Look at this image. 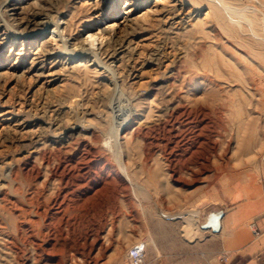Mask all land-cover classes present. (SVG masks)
Instances as JSON below:
<instances>
[{"label":"rangeland","instance_id":"374dc122","mask_svg":"<svg viewBox=\"0 0 264 264\" xmlns=\"http://www.w3.org/2000/svg\"><path fill=\"white\" fill-rule=\"evenodd\" d=\"M4 1L0 0V264H128L126 252L139 241L146 244L143 264H227L231 254L221 247L225 216L242 204H264V9L255 3L259 11L254 15L257 22L253 28L246 22L227 23L226 32L212 19L206 1L193 5V0H187L175 7L173 34H158L155 28L143 31L138 26L126 35L123 48L117 47L116 61L105 59L113 72L96 67L90 56H76L70 63L61 44L84 42L91 51H105L113 35L105 33L103 43L96 42L93 47L83 40L89 33L115 29L130 10L128 18H140L152 10L169 7V0H120L115 18L112 8L108 9L110 18L101 16L99 9L107 5L96 8L97 0H15L16 16L3 6ZM232 4L239 8L250 5L247 0H232ZM37 11L45 14V20L62 26L68 22L71 26L70 33L63 31V40L56 30L47 29L45 39L52 40L51 53L56 56L43 62L40 72L31 68V59L43 40L30 45L20 37L13 39L11 33L5 35L3 30H16L14 24L18 21L13 17L29 19ZM77 64L88 66L87 71ZM29 78L32 80L28 83ZM74 95H79L81 109L86 111L79 120L89 122L106 136L114 135L118 128L119 121L112 112L116 98L123 109L136 110L126 131H132L133 137L127 135L121 141L128 143L117 154L118 159L107 153L101 142L92 145L96 153L89 155L88 162L101 158V154L119 174V162L125 163L147 195L136 197L128 190L126 199L133 203L131 214L123 209L128 217L116 216L109 227V216L100 219L102 225L95 222L96 242L88 227L80 226L73 232L56 224L48 234L42 231L49 238L38 241L39 249L45 252L33 253L28 240L17 232L24 216L37 220L32 209L49 212L65 194L82 205L85 198L97 192L96 200L87 204L95 221L98 215L93 214L101 210L102 201L114 196L115 204L120 206L122 199L112 184L113 171L106 177L109 185L101 188L104 186L99 182L96 192H87L79 181V186L62 184L60 192L56 182L46 179L44 168L34 163L41 146L29 143L27 135L35 122L26 116H43L61 123L67 118L69 97ZM22 102L25 110L30 104L32 112L8 124L4 112L10 111V106L18 109ZM199 121L206 124V129L197 127ZM17 123L22 125L18 127ZM9 125L17 131L8 129ZM75 138L68 142L59 139V146H54H61L67 155L84 152L78 147L82 138ZM110 139L113 143L114 138ZM50 145L51 141L46 143V147ZM180 156L192 160L182 163ZM24 161L39 167L38 177L30 182L18 178L9 185L5 181L12 176L9 170ZM90 171L97 172L94 168ZM22 209L24 216H20ZM163 212L188 214V226L184 227L178 218H167ZM41 229L34 228L36 232ZM115 248L121 250L116 261L111 258Z\"/></svg>","mask_w":264,"mask_h":264},{"label":"bare ground","instance_id":"6f19581e","mask_svg":"<svg viewBox=\"0 0 264 264\" xmlns=\"http://www.w3.org/2000/svg\"><path fill=\"white\" fill-rule=\"evenodd\" d=\"M131 1L133 0H126V2H131ZM185 1L187 0H169L168 3H170V6L165 9L163 8V9L152 10V8L154 7L152 6L150 7V10H152L151 13H146L140 18H132V19L128 18L131 13V10H130L126 13L127 17H125L123 21L119 25H117L115 29L113 27H110L109 29L102 30V32L100 33H89L87 36V39L83 40V41H88L89 46L93 47L96 42H98V44L103 43L102 40H103L105 33L109 35H113L112 37L113 42L110 44V39H109V44H106L105 51H102V52L101 51H98V52L91 51L86 48V44H83L84 42L80 43V45H74V44L68 45L67 41H64L61 44L62 45L61 51L63 52L65 51L64 53H66V55L69 56L70 63L74 62L73 59L76 56L83 57V58L90 56L93 58V63L96 67L100 66L106 71L111 70L114 72V68L112 69L105 59L109 58V59H113L112 61H116V57L119 54L117 53V47L118 49L123 48L124 46L123 43L126 41L125 40L126 35H130L134 33L138 26L140 30H143V31L155 28L157 30V33L159 32L158 34H167V35L173 34L174 29H175L174 27L175 19L177 18L176 16L177 9L175 7L182 5ZM203 1H206L208 3V9L211 11L212 19L217 23V25L222 30L226 32L229 29V26L227 25V23L229 24L237 23L239 25L241 22H246L247 24L251 26L250 28H253V24L257 22L256 17L254 15L255 13L259 11L255 3H257L260 7L264 9V0H247V3L249 2L250 5L241 6L240 8L237 6L234 7L233 6L234 3L232 4V0L231 2L230 0H203ZM119 2L120 0H110L108 2L106 0H97L94 2V6L96 8H100V7L104 8V6L107 5V7L104 10L99 9L100 11H102L100 13L101 16L107 15V18H110V16H108V9L112 8L114 11L112 18H115L118 16L117 8L119 7ZM200 3H201L200 0H193L192 2L193 5H197ZM3 6H5V8L11 11L12 15L14 14L16 16V12L18 8L16 7L15 0H5L3 2ZM157 13L159 15H157ZM152 14H155V16L157 17L152 18L153 17ZM43 15L45 14H43L41 11H37L32 16H30L29 19L19 18L17 20L16 17H13L15 21H18L14 24V26L16 27L15 28L16 30H11V28L9 27L3 28V30H5L6 32L4 33L5 35H7V33H11V35L13 36V39L20 37L22 38V42L27 40L30 45H36V40L38 41L40 38L43 40V42L39 44V46L36 47V50L32 52L34 57L31 59V68L33 69L37 68L35 72H40L44 68L43 62H45L48 58H50L51 56L53 57L56 56V53H53V54L51 53V46H53L51 44L52 40L45 39V37L48 36V33L46 32L47 29L52 28L53 30H56L58 32V37L61 39L62 38L64 39L65 37V35L62 34L63 31L65 32L69 31L70 33V30H71V26L70 24H68V22H63L64 26H62L59 22H55L53 20L48 21V20L43 19L44 17ZM261 19L263 22L262 28L264 30V14H262ZM202 25H204V23H202ZM60 29L61 31L59 33ZM51 38L54 39L55 36L52 35ZM112 38H111V41H112ZM20 50H22V48ZM250 50L252 51V49ZM28 51L31 52L30 49ZM19 54L21 53L18 52L17 55ZM37 65H40V66L37 67ZM77 66L78 67L83 66V69L85 71H87L88 69L87 68L88 66H85L84 64H77ZM42 74H43L42 72L37 74V77L41 76ZM47 75H49V73ZM27 80L29 83L32 79L29 78ZM197 88L198 87H196V89ZM79 95H74V96L69 97L70 100L68 102L69 107H68V112H67V118L65 119V121L61 120V123H59L60 121L58 122L56 121V123H54L51 120H47L43 116H37V115H32V114L29 116L28 115L26 116V117H29L27 119H31L33 122H35L34 129L31 130V132L28 133L27 135V137L29 138V143H33L34 145L41 146L40 148L38 147V152L36 154L37 157L35 156L36 157L34 159L35 162L34 161L33 162L34 163L38 162L39 166L44 168L46 179L48 181L56 182L58 186L57 188L60 192L63 190V187L61 186L62 184L65 187L73 186V184L79 186L80 183L78 184V181L82 182L81 187H84L87 192L88 191L96 192L97 191L96 188L99 186L98 184L99 182L103 184L102 185L100 183V185L104 186L101 188H105V186L109 185V183H107L108 179L106 177H108V175L110 174V172L113 171V169L111 168V165L109 164L108 160L104 156L99 154L101 158L99 159L93 158L95 160L88 162L89 155L92 156L94 153H96L92 145L100 144L101 142L102 143L104 142L107 147L105 151L111 154L116 159H118L117 154L119 153L120 150H123V148H125L126 144L128 143V141H123V143L121 141L124 140V138H126L127 135H129V137L133 135L132 131L131 132H126V131L128 130V124L131 120V116L135 115L136 110L135 111L132 109L127 110L126 108L123 109L120 106L119 97L116 98L115 100L116 102H114L113 108H112L113 109L112 112L115 114V117L119 121L117 125L118 128L117 130L115 129L116 132H114L115 133L114 135H107L108 136L107 137L103 131L94 129L95 127H93L89 122L82 120L83 115L86 113V111L81 109L83 104H80L81 101H80ZM186 96L187 98L189 97V92H186ZM24 104L25 102L20 103L18 106V109L14 108L13 106H10L11 108L10 111L4 112V115L7 116L4 118V120L10 121L8 122V124H11L12 122H18L19 119H17L16 117H18L19 115L25 116L26 114H28V112H32L30 111L31 105L29 104V107H30L29 110H25ZM148 110H151V109H148ZM80 118L82 119L79 120ZM20 125L22 124L17 123L16 126L20 127ZM9 127L10 125L7 128L12 129ZM197 127H202V129H206V124L204 125L203 121H199V125ZM13 130L17 131L14 128L12 129V131ZM123 133L125 134L121 136V134ZM77 136L80 139L82 138L80 141L82 145L79 144L78 147L80 148L82 147L84 152H81V153L77 152V153H73L72 155H67V154H63L60 148L61 146L57 147L59 146L57 144L59 139L62 140V142H65V141L68 142V140L76 139L75 137ZM110 138H114L113 143L110 141L111 140ZM49 141H51L52 145H50V147H46V143ZM54 144L55 145L57 144V146H54ZM191 160H192L191 157L188 159H185L183 158V156H180V161L182 163L189 162ZM34 163L29 164L24 161V163L21 166L20 165L16 167L14 166L8 172L9 175H12V176L11 177L7 176V179H5V181L9 185H12L11 182H15L18 178L24 180L25 182H30V180L37 178L40 173V170H39V167L35 165ZM199 166H200L199 169L203 168V163L200 164ZM93 168L95 169V171H97L96 173H92L90 171ZM194 168L196 169V166ZM118 169L120 170L121 174L113 171L112 184H113V187L115 188V191L120 192L122 195L121 202L119 203L120 206L117 205L118 202L115 204V202L117 201V198L115 199L114 196L110 198H106L104 201L101 202V206H100L101 210L97 211L96 214L95 213L93 214L94 216L98 215L96 216L97 220L95 221L91 219L92 214L89 212L87 208L88 207L87 204H89L88 202H93L94 200H96L97 192L93 196H90V197L86 196L87 198L83 200L82 205L78 204L79 202L78 199H74L70 197L71 195L65 194L62 196V199L60 202L59 201L56 203L54 202L55 206L49 212H46L45 209L41 211L39 208L36 207L35 210L32 209L33 211L32 210L30 211L33 214V216L37 219L35 221L24 218L25 210L24 209L20 210L21 211L20 216H24L23 217L24 221L21 222V224L19 225L20 227L17 230V232L22 235L21 236L22 238L24 237L25 239L28 240V243L32 248L31 252L33 253L45 252L44 249H39L40 244L38 243V241L43 242L45 241L44 238H49V235L47 236L45 235L46 237H44L42 231L46 230L45 234H48L50 230L52 231L53 227L56 224H62L68 231H73V232L76 229L80 228V226H82L83 228L88 227L87 230L92 229L90 232H92L91 234H92L93 239L97 240L98 231H97V228L94 227L95 225H93L95 224V222L98 221V224L102 225V220L100 219L103 217L109 216L107 220V224L109 227L113 225L114 221H116V216H118L119 219L128 217L127 214L124 212V210H127V211L129 210V213L131 214V208H133V203L130 200L126 199L127 191L128 190L132 191V193L136 197H141V196L144 197L145 195H147L146 194L147 191H146V188L138 184L137 180L130 174V172L126 170L125 163L119 162ZM100 175L102 176L104 175V176L102 177ZM34 194H36V196L39 195L38 190L35 189ZM163 215L171 220L175 218L180 219L182 223L184 224V227H187L189 224L190 217L188 214L184 215V214L179 213L178 215H174L173 213H170V212H163ZM130 216H133V215H129V217ZM119 219H118V222H119ZM37 226L42 228L41 231L36 232L34 230V228ZM120 226H122V224ZM86 236L87 235L84 234V237H85L84 239H86ZM105 243L106 242H104V244ZM139 243H144V241L143 242L139 241ZM120 251H121L120 248L114 249L113 254L111 256L112 260L116 261L119 258L121 254Z\"/></svg>","mask_w":264,"mask_h":264},{"label":"crops","instance_id":"0c3cea01","mask_svg":"<svg viewBox=\"0 0 264 264\" xmlns=\"http://www.w3.org/2000/svg\"><path fill=\"white\" fill-rule=\"evenodd\" d=\"M224 222L221 247L231 254L227 264H264V204L237 206Z\"/></svg>","mask_w":264,"mask_h":264},{"label":"built area","instance_id":"2783aa9c","mask_svg":"<svg viewBox=\"0 0 264 264\" xmlns=\"http://www.w3.org/2000/svg\"><path fill=\"white\" fill-rule=\"evenodd\" d=\"M145 252H146V244L139 243V242L135 243L126 252L127 263L128 264H143V261L145 258Z\"/></svg>","mask_w":264,"mask_h":264}]
</instances>
